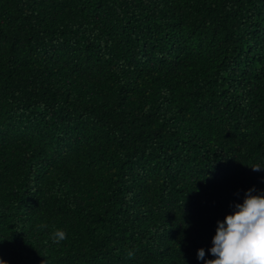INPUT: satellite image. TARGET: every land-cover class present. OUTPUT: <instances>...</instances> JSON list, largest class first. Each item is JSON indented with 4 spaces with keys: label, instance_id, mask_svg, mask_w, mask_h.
<instances>
[{
    "label": "trees",
    "instance_id": "obj_1",
    "mask_svg": "<svg viewBox=\"0 0 264 264\" xmlns=\"http://www.w3.org/2000/svg\"><path fill=\"white\" fill-rule=\"evenodd\" d=\"M254 164L264 0H0V259L204 264Z\"/></svg>",
    "mask_w": 264,
    "mask_h": 264
},
{
    "label": "clouds",
    "instance_id": "obj_2",
    "mask_svg": "<svg viewBox=\"0 0 264 264\" xmlns=\"http://www.w3.org/2000/svg\"><path fill=\"white\" fill-rule=\"evenodd\" d=\"M253 171L264 169V165H248ZM43 227V225H42ZM54 243L67 238L65 230L52 233ZM212 259H205V250L198 249L197 258L204 264H264V193H256L253 188L245 192L242 203L234 205V211L217 221L212 247ZM131 257L133 252H129ZM0 264H8L0 259Z\"/></svg>",
    "mask_w": 264,
    "mask_h": 264
}]
</instances>
